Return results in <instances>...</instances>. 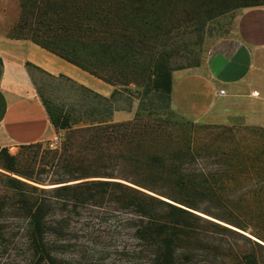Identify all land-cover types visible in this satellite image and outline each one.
Returning a JSON list of instances; mask_svg holds the SVG:
<instances>
[{"label":"trees","instance_id":"1","mask_svg":"<svg viewBox=\"0 0 264 264\" xmlns=\"http://www.w3.org/2000/svg\"><path fill=\"white\" fill-rule=\"evenodd\" d=\"M19 1L8 38L30 39L116 87L147 81L154 106L172 99L173 65L162 46L178 22L260 5ZM2 69L0 56V79ZM82 86L105 106L86 112L76 139L46 148L39 165L0 146V251L22 250L30 264H264V128L246 126L235 145L212 146L208 137L174 132L158 111L145 118L146 91L135 118L116 122L121 108L111 102L120 89L107 97ZM44 105L56 128L71 127L62 110Z\"/></svg>","mask_w":264,"mask_h":264},{"label":"crops","instance_id":"2","mask_svg":"<svg viewBox=\"0 0 264 264\" xmlns=\"http://www.w3.org/2000/svg\"><path fill=\"white\" fill-rule=\"evenodd\" d=\"M3 74L0 79V146L47 141L55 129L36 93L30 66L65 75L110 97L117 88L30 39L0 35ZM206 72L174 73L172 102L185 115L223 125L264 128V5L244 8L236 37L222 42ZM225 89V95H219ZM116 121L132 115L116 111Z\"/></svg>","mask_w":264,"mask_h":264},{"label":"rangeland","instance_id":"3","mask_svg":"<svg viewBox=\"0 0 264 264\" xmlns=\"http://www.w3.org/2000/svg\"><path fill=\"white\" fill-rule=\"evenodd\" d=\"M250 1L251 3L264 5V0ZM19 4V0H0V35L7 37L9 30L17 21L20 11ZM244 8L245 7L229 6L217 12V14H211L201 18L198 24L185 23L184 21L178 22V28H174V33L172 34L173 38L164 41V45L162 46V49H165L164 53L171 56L173 65L172 87L175 72H206V70L210 68V63H212L215 58L214 54L218 52L222 42L229 38L236 37L237 19ZM30 70L36 87V93L43 104L44 99H46L52 107L62 110V112L66 114V117H68V122L71 124V127L67 129H59L52 124L55 129L54 134L60 137L59 141L53 146H51L47 140L41 141L43 142L41 148L22 149L20 145L8 147L12 154H19L22 163L29 164L37 162L39 165L46 153V148L56 149L62 146L66 138H77V132L75 133L74 131L80 126V119L87 118L85 114L88 110L92 108H102L103 100L89 93L81 84L67 77L51 75L31 66ZM143 83L144 85L142 86L136 84H131L127 87L118 86L117 89H120V92L111 102L114 107L121 108L116 111H126L130 113L132 118L129 120L135 118L138 107L140 106V96L146 91L144 101L146 110L143 111L144 117L148 118L150 111H153L155 114L156 111H158L163 117L169 119V128L178 134L194 133L198 138L208 137L209 141L214 140V142H210L212 146H232L231 144L236 142V140H241L243 135L246 134L247 130L244 125L216 124L204 118L200 119L180 113L175 109L172 99L155 100V102H157L156 105H151L152 98L157 97L153 92H150L149 87H146L147 81ZM147 89L149 93H147ZM116 111H114V113ZM155 114L152 113L151 118L157 117ZM217 125L226 126V128L216 127ZM228 127H230V129H228ZM261 140L262 138L259 139V136L255 137V142H257L258 145L261 144ZM253 145L256 146L254 142ZM0 264L30 263L25 260L22 250H14L12 252L3 250L0 251ZM82 264L129 263L124 259L118 258Z\"/></svg>","mask_w":264,"mask_h":264},{"label":"built area","instance_id":"4","mask_svg":"<svg viewBox=\"0 0 264 264\" xmlns=\"http://www.w3.org/2000/svg\"><path fill=\"white\" fill-rule=\"evenodd\" d=\"M219 95H225L226 90L225 89H220L218 92ZM60 137L57 134H52L50 138L48 139V142L51 146L55 145L59 141Z\"/></svg>","mask_w":264,"mask_h":264}]
</instances>
